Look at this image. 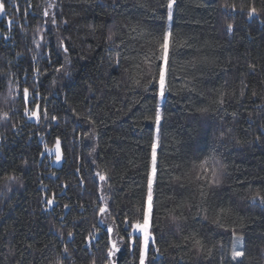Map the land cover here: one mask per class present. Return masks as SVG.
Instances as JSON below:
<instances>
[{
    "label": "trees",
    "instance_id": "trees-1",
    "mask_svg": "<svg viewBox=\"0 0 264 264\" xmlns=\"http://www.w3.org/2000/svg\"><path fill=\"white\" fill-rule=\"evenodd\" d=\"M0 4V264H264V0Z\"/></svg>",
    "mask_w": 264,
    "mask_h": 264
},
{
    "label": "snow or ice",
    "instance_id": "snow-or-ice-1",
    "mask_svg": "<svg viewBox=\"0 0 264 264\" xmlns=\"http://www.w3.org/2000/svg\"><path fill=\"white\" fill-rule=\"evenodd\" d=\"M168 9H169L168 19L171 20V18H172V11H171V9H172V0H169ZM2 10H3V5L0 4V11H2ZM252 11L254 12L255 10L253 9ZM228 29H229V31H231V29H232V25L231 24L228 25ZM170 36H171V33L166 31L164 33V36H163V43L160 45L161 51L163 53V59H164L165 64L167 63ZM164 82H165V71H164V68H161L160 69V80H159L160 96L161 97L164 96ZM25 94L27 95V90H26ZM32 115L35 116L36 113L33 112ZM53 119H55V117H53ZM155 119H156V123L159 124L160 119H161L159 105H157ZM152 148H153L152 163H153V173H154L155 172V167L154 166H155V162H156V153H155L156 144H155V142L153 143ZM100 179L103 180L104 176H101ZM152 184H153V175L149 174V177H148V195H147L148 207L144 211V214H143V223H140L138 221L137 223L132 225V227H133V229L135 231L140 232V233L143 234V243H142V247H141V251H140V264H145V256H146V252H147V249H148L149 239L150 238L153 239V243H154V238L150 237V234H149V221H150L151 201H152ZM49 203H51V201H49ZM104 211H105V209L101 208V212H104ZM108 231H109V233H111L112 229L110 228ZM69 235H71V233H69ZM131 236H132V233H129V237H131ZM113 250L114 251H118L119 250L116 247L115 244H113ZM112 255H113V251H109V256H112ZM240 255H242L241 252L233 251V257L234 258L238 257Z\"/></svg>",
    "mask_w": 264,
    "mask_h": 264
},
{
    "label": "rangeland",
    "instance_id": "rangeland-1",
    "mask_svg": "<svg viewBox=\"0 0 264 264\" xmlns=\"http://www.w3.org/2000/svg\"><path fill=\"white\" fill-rule=\"evenodd\" d=\"M3 16V10L2 11H0V17H2ZM164 97V96H163ZM163 97H161L160 96V89H159V94H158V104L159 105H161V103H162V101H163ZM30 119H35L33 116H30L29 117ZM46 154L48 155V156H50V161H51V164L53 165V166H55V167H59L60 165H61V162H62V156H61V151H60V148H59V145L58 144H56L52 149H50L49 151H46ZM150 174H152L153 175V181H154V173H153V163H152V166H151V169H150ZM147 195H148V191H147ZM147 207H148V200H147V198H146V206H145V210L147 209ZM151 212H152V201H151ZM150 219H151V214H150ZM141 223H143V221L141 222ZM149 228H150V221H149ZM131 233L133 234V235H136V236H139L140 237V239H141V247H142V243H143V234L142 233H140V232H137V231H135L134 229H133V227H132V229H131ZM149 234H150V232H149ZM150 237H152L151 236V234H150ZM232 241H233V243L235 242V243H238L239 244V247H237V246H234V247H232L231 249H230V254H229V258L230 259H239V258H241V256L242 255H240V256H238V257H233V251H239V252H241L242 253V242H243V239L240 237V236H232ZM151 243H152V239L150 238L149 239V242H148V249H149V247H150V245H151ZM232 243V244H233ZM113 242H112V249H113ZM148 249H147V251H148ZM140 251H141V249H140ZM146 254H147V252H146ZM112 257V256H111ZM146 257V256H145Z\"/></svg>",
    "mask_w": 264,
    "mask_h": 264
}]
</instances>
